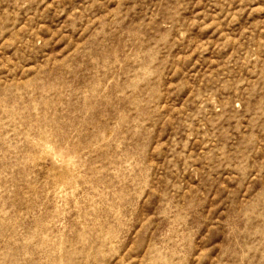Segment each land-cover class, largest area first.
<instances>
[{
    "label": "rangeland",
    "instance_id": "374dc122",
    "mask_svg": "<svg viewBox=\"0 0 264 264\" xmlns=\"http://www.w3.org/2000/svg\"><path fill=\"white\" fill-rule=\"evenodd\" d=\"M0 264H264V0H0Z\"/></svg>",
    "mask_w": 264,
    "mask_h": 264
}]
</instances>
